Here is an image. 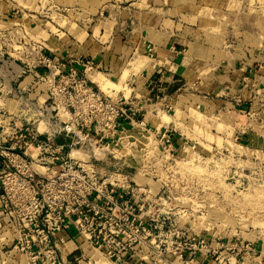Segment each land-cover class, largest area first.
<instances>
[{
  "label": "rangeland",
  "instance_id": "rangeland-1",
  "mask_svg": "<svg viewBox=\"0 0 264 264\" xmlns=\"http://www.w3.org/2000/svg\"><path fill=\"white\" fill-rule=\"evenodd\" d=\"M98 1L11 0L12 20L0 19V46L35 73L11 92L14 110L0 103V130L10 120L32 125L42 139L65 144L58 155L76 169L121 175L140 192L133 256L115 262L87 245L89 256L74 264H264V0ZM161 9L201 49L214 48L201 61H218L188 69L174 88L152 82L154 96L142 105L131 97L130 74L155 57L153 44L143 40L139 56L113 51L120 41L129 47L143 19L158 20ZM122 16L116 40L110 29ZM112 59L118 67H106ZM100 73L103 85L94 79ZM90 87L138 101L135 122L122 121L115 135L101 131L92 123L99 112L87 109ZM166 128L174 130L171 147L161 140Z\"/></svg>",
  "mask_w": 264,
  "mask_h": 264
},
{
  "label": "built area",
  "instance_id": "built-area-1",
  "mask_svg": "<svg viewBox=\"0 0 264 264\" xmlns=\"http://www.w3.org/2000/svg\"><path fill=\"white\" fill-rule=\"evenodd\" d=\"M84 91L85 100L98 104L88 101L89 113L98 111L100 116L92 123L101 131L110 129L111 135L122 131V121L135 122L141 111L133 99L104 98L92 87ZM8 129L0 132V205L14 228L13 251L28 264H68L59 255V242L75 232L109 260L132 257L141 230L139 189L121 175L76 169L72 158L58 155L66 145L55 144L50 136L42 139L32 125L10 120ZM173 135L169 128L160 133L170 147Z\"/></svg>",
  "mask_w": 264,
  "mask_h": 264
},
{
  "label": "crops",
  "instance_id": "crops-1",
  "mask_svg": "<svg viewBox=\"0 0 264 264\" xmlns=\"http://www.w3.org/2000/svg\"><path fill=\"white\" fill-rule=\"evenodd\" d=\"M101 3H103V0L97 2L98 5H101ZM11 4V0H0V19L6 21L12 20L8 15V9H10ZM158 15L161 18L155 21H152L148 16L143 19V21H147V23L144 24L135 35L132 34V38L128 42V44H130L131 41L129 47L127 42L124 41V44H122L120 41V44L115 45L116 48L115 51H113L118 54H123L124 57L130 52L133 55L139 56V53L144 50L142 49L143 40H147L153 44V54L155 53V57H147V59H144L142 68L130 74V79H133L132 77L135 76L134 79L137 84V86L135 85V87L130 88L131 97H136V99L141 101L142 105L144 104L142 100L144 102V100L148 99L151 95L154 96V90L149 89V84L152 82L164 80L168 82V86L174 88L175 86L172 83L176 81L175 78L179 81L182 79L185 80V77L188 76V69L199 68L202 64L208 67V65H213V62L218 61L217 59L214 60L213 57L210 58L211 62H207L209 57L201 61L200 59H204L202 56L205 52L210 51L211 53H215L214 48L209 49L205 46L204 49H201L202 41L198 44L189 34L183 33L182 24L177 26L176 22H178V20H172L170 14L166 13V9H161ZM120 19L121 22H119L118 27L116 26L110 29L114 33L113 36L116 40L122 38L120 27L123 28V23L127 21L123 16ZM130 20L132 23L134 22L132 18ZM137 21L140 23V18ZM99 48L100 52H103L108 49V46H100ZM204 50L205 52H203ZM208 53L209 52H207V54ZM114 57L116 60L123 59L122 57L119 58L117 54H115ZM25 61L27 60H24L21 56L18 58L12 53V47L6 50V48L0 46V103L4 102L10 111L15 109H12V107L15 106L13 105L15 101L14 97L17 96L16 91L14 93L11 92L13 90H18L21 85L27 83V81H30L35 76V73L28 74V72H30L28 69L29 66ZM113 66L118 67L114 59L107 60L106 67ZM127 70L128 68H125L123 71H120L122 72L120 74V79ZM23 74L25 75L23 76ZM21 77H23V80H21ZM3 82L9 85V90H7L6 93L3 90ZM7 128L6 130H0V132L9 130ZM13 238L14 228L12 224L9 223V220L3 217L0 205V264L26 263L24 258H20L21 255H16V252L13 251ZM59 247L60 257L66 260L68 264H74L76 261L81 263L89 256L87 254L89 247L85 240L81 236L75 234V232L66 233L64 241L59 242Z\"/></svg>",
  "mask_w": 264,
  "mask_h": 264
},
{
  "label": "bare ground",
  "instance_id": "bare-ground-1",
  "mask_svg": "<svg viewBox=\"0 0 264 264\" xmlns=\"http://www.w3.org/2000/svg\"><path fill=\"white\" fill-rule=\"evenodd\" d=\"M102 78H103V75L101 73L94 77L95 80H97L98 82H100L103 85V79ZM106 82L109 85H115L114 83L110 82L109 80H107Z\"/></svg>",
  "mask_w": 264,
  "mask_h": 264
}]
</instances>
